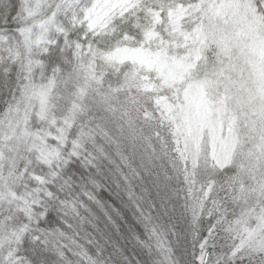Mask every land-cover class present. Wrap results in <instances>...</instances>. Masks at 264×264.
Returning a JSON list of instances; mask_svg holds the SVG:
<instances>
[{
	"label": "snow or ice",
	"instance_id": "obj_1",
	"mask_svg": "<svg viewBox=\"0 0 264 264\" xmlns=\"http://www.w3.org/2000/svg\"><path fill=\"white\" fill-rule=\"evenodd\" d=\"M0 264H264V0H0Z\"/></svg>",
	"mask_w": 264,
	"mask_h": 264
}]
</instances>
